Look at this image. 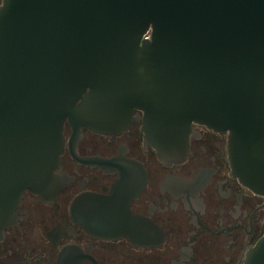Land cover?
<instances>
[{
  "label": "water",
  "instance_id": "obj_1",
  "mask_svg": "<svg viewBox=\"0 0 264 264\" xmlns=\"http://www.w3.org/2000/svg\"><path fill=\"white\" fill-rule=\"evenodd\" d=\"M135 109L163 160L194 123L227 134L233 175L264 196V0H4L0 227L55 185L66 121L116 133ZM245 264H264V237Z\"/></svg>",
  "mask_w": 264,
  "mask_h": 264
},
{
  "label": "flooded vegetation",
  "instance_id": "obj_2",
  "mask_svg": "<svg viewBox=\"0 0 264 264\" xmlns=\"http://www.w3.org/2000/svg\"><path fill=\"white\" fill-rule=\"evenodd\" d=\"M133 118L116 133L65 122L55 185L25 190L0 227V264H59L68 249L78 264H245L264 196L233 175L228 135L194 123L187 153L163 160L144 112Z\"/></svg>",
  "mask_w": 264,
  "mask_h": 264
}]
</instances>
